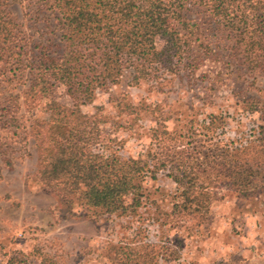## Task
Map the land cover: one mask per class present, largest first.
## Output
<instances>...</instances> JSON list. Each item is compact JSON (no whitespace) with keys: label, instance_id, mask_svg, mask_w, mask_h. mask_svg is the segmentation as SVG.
Returning a JSON list of instances; mask_svg holds the SVG:
<instances>
[{"label":"trees","instance_id":"16d2710c","mask_svg":"<svg viewBox=\"0 0 264 264\" xmlns=\"http://www.w3.org/2000/svg\"><path fill=\"white\" fill-rule=\"evenodd\" d=\"M21 3L22 20L33 27L39 43L38 56L29 63V86L23 92V105L30 117L25 132L37 143L35 178L69 209L78 206L128 218L145 200L140 182L147 164L120 156L123 142L100 127L102 108L92 115L80 110L82 104H91L98 92L110 93L122 83L135 87L156 81L159 86V76L173 74L183 62L193 71L205 61L217 66L228 60L229 68L218 72L209 87L224 83L223 77L230 72H264V0ZM9 24L0 10V53L6 46L3 41L9 40ZM56 36L59 52L52 47ZM27 49L24 35L20 61H29ZM58 88L69 96V106L52 98ZM259 103L251 97L238 105L246 115L261 112ZM37 108H46L48 117L32 120L31 113ZM116 108L132 116L137 111L124 96ZM189 124L187 137L201 131L204 139L192 151L177 150L170 158L158 159L165 164L163 168H170L169 177L181 188L180 203L173 204L170 213L158 212L161 226L172 217L205 219L214 202L228 197L252 200L264 188V126L256 127L258 132L251 130L250 136L242 133L225 142L226 116L210 114L198 127L194 121ZM157 170L152 171L153 177ZM196 181L207 182L206 187H197ZM213 184L214 188L225 184L227 193L217 197L207 188ZM172 222L178 225L177 220ZM178 253L179 247L165 243L129 241L117 247L110 261L156 264L160 258L170 264Z\"/></svg>","mask_w":264,"mask_h":264},{"label":"rangeland","instance_id":"374dc122","mask_svg":"<svg viewBox=\"0 0 264 264\" xmlns=\"http://www.w3.org/2000/svg\"><path fill=\"white\" fill-rule=\"evenodd\" d=\"M22 1L0 0V10L11 23L9 40L3 41L6 46L0 53V264H111L117 247L148 240L179 247L177 259L170 264H264V188L252 200L228 197L214 202L205 219L172 217L161 226L158 218L159 211L170 213L173 204L181 201V188L169 177L171 166L163 168L158 159L170 158L177 150L192 151L204 136L200 131L188 138L185 129L191 121L198 127L210 114L226 116L225 142L242 133L250 136L251 130L258 132L264 126V72L229 71L224 83L209 87L218 72L229 68L228 60L217 66L205 61L193 71L183 62L173 74L163 72L157 79L159 86L156 81L135 87L122 83L110 93L98 92L80 110L92 115L102 108L100 127L123 142L120 156L147 164L140 182L145 200L128 218L78 206L69 209L35 178L37 143L25 132L30 117L23 92L29 86V63L33 57L36 60L39 43L33 27L22 20ZM24 35L29 61L22 58L20 64ZM57 38L52 47L59 52ZM55 92L52 98L69 106V96L61 88ZM123 96L137 108L134 116L116 108ZM251 97L260 100L261 112L244 115L238 104L243 106ZM31 115L32 120L48 117L46 108H37ZM206 184L196 181L197 187ZM210 187L217 197L228 190L225 184ZM156 264L164 263L159 258Z\"/></svg>","mask_w":264,"mask_h":264}]
</instances>
